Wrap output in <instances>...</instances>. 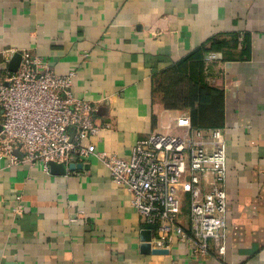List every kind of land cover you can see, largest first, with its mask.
<instances>
[{"label":"crops","instance_id":"0c3cea01","mask_svg":"<svg viewBox=\"0 0 264 264\" xmlns=\"http://www.w3.org/2000/svg\"><path fill=\"white\" fill-rule=\"evenodd\" d=\"M24 50L76 73L73 92L102 129L97 153L70 171L0 160V264H264V0H0V65ZM201 84L224 93L225 251L190 257L174 240L144 252L155 229L99 154L128 157L140 138L179 133Z\"/></svg>","mask_w":264,"mask_h":264},{"label":"built area","instance_id":"2783aa9c","mask_svg":"<svg viewBox=\"0 0 264 264\" xmlns=\"http://www.w3.org/2000/svg\"><path fill=\"white\" fill-rule=\"evenodd\" d=\"M17 71L0 65V160L51 172V163L84 162L97 153L102 129L96 105L73 92L76 73L54 72L43 56L24 50ZM219 56L209 54L208 61ZM210 70L208 69V72ZM179 133L153 132L138 139L128 157L101 152L111 180L131 195L141 222L155 229L151 246L167 252L174 240L188 256L223 254L227 229V137L221 127L194 126L188 111L175 118ZM15 212H22L17 195ZM189 204L190 226L184 222Z\"/></svg>","mask_w":264,"mask_h":264},{"label":"trees","instance_id":"16d2710c","mask_svg":"<svg viewBox=\"0 0 264 264\" xmlns=\"http://www.w3.org/2000/svg\"><path fill=\"white\" fill-rule=\"evenodd\" d=\"M196 54H191L186 60L192 59ZM202 87L197 100H190L192 122L194 126L216 127L223 123L224 93L219 88H213L206 84Z\"/></svg>","mask_w":264,"mask_h":264},{"label":"water","instance_id":"95a60500","mask_svg":"<svg viewBox=\"0 0 264 264\" xmlns=\"http://www.w3.org/2000/svg\"><path fill=\"white\" fill-rule=\"evenodd\" d=\"M21 54L20 53H15L10 62H9V68L11 71H17L18 67H19V64L21 62ZM1 129V127H0ZM78 165L72 163L70 164L69 166V169L73 170L77 167ZM81 166V164H79V167ZM51 171L52 172H56V171H66V167L64 165H61V164H57V163H51ZM151 230H147L144 232V236L142 237L143 239V244H142V250L144 252H150L151 250Z\"/></svg>","mask_w":264,"mask_h":264}]
</instances>
